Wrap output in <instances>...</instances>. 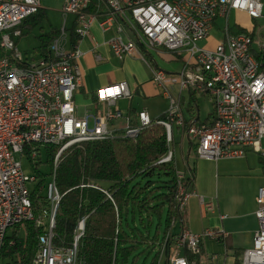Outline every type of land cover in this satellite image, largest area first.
Returning a JSON list of instances; mask_svg holds the SVG:
<instances>
[{"label":"built area","instance_id":"1","mask_svg":"<svg viewBox=\"0 0 264 264\" xmlns=\"http://www.w3.org/2000/svg\"><path fill=\"white\" fill-rule=\"evenodd\" d=\"M98 1L102 8L90 12L91 0H65L61 8L62 24L49 44L50 55L31 63L19 51L14 39L21 35V22L39 11L40 1L0 0V250L9 228L25 221L44 224L42 219L34 218L27 184L36 179L23 173L21 156H26L32 165L40 160L41 146L57 147L52 159V176L46 184L50 210L44 231L37 236L32 264H78V241L83 234L85 217L78 221L68 246L53 245L54 215L60 200L53 176L61 154L74 144L135 138L155 123L162 125L166 134L167 151L160 162L173 160L170 148L173 126L187 134L201 159H239L248 149L264 156L260 146L264 138V71L253 54L252 36L232 33L228 26L231 11L243 12L252 20L259 18L262 0ZM68 15L74 16L73 31L79 38L87 34L93 22L103 31L114 27L116 35L107 44L118 60L137 55L147 62L138 44L145 50L163 49L180 60L181 67L176 72L168 73L160 68L151 72L158 94L167 100L163 118L152 119L141 109L132 123V117L116 105L119 99L132 97L125 81L97 88L93 92V106L82 114L76 111L74 94L81 85L77 62L84 53L76 44L66 49ZM219 18L224 21L222 40L211 49L197 45L198 40L207 38ZM123 28L134 39L124 37ZM93 56L96 61L104 60L99 52ZM182 91L209 98L213 107L210 123L186 124ZM120 120L122 125H117ZM184 177V173L176 171L179 212L189 193L183 185ZM85 186L104 193L113 203L104 188L79 185ZM255 203L258 227L251 247L243 250L238 264H264L262 186L257 188ZM226 235L222 229L205 228L199 233L182 230L168 246L165 264H194L186 253L200 255L204 239L222 241ZM210 260L206 257V264Z\"/></svg>","mask_w":264,"mask_h":264},{"label":"trees","instance_id":"2","mask_svg":"<svg viewBox=\"0 0 264 264\" xmlns=\"http://www.w3.org/2000/svg\"><path fill=\"white\" fill-rule=\"evenodd\" d=\"M101 8L98 0H91L90 12ZM43 16L39 9L24 19L19 25L21 34L39 24ZM70 34L71 43H75L77 36L74 32ZM56 35L57 30H53L39 37L43 57ZM253 54L258 61H263L264 71V53ZM135 116H132V123H135ZM157 118H163V114ZM185 122L190 124L189 120ZM195 123H200L198 118ZM190 146L195 152L196 145L191 140ZM44 147L51 177L57 147ZM166 151L165 128L155 123L135 138L82 142L64 150L53 176L60 194L54 215L53 245L68 246L78 221L85 217L83 234L78 241V264H134L140 253H149L164 240L166 254L178 235L171 233V222L182 218V211L177 209L178 183L174 162H160ZM36 164L33 162L32 167L37 181L29 189V198L34 218L42 219L45 224L50 210L46 198V184L50 179L37 171ZM191 182L192 175L185 174L183 185L188 188ZM81 184L104 188L113 203L104 193L91 187H79ZM44 224L25 221L22 227L15 225L5 236L0 258L8 259L11 264H32L37 236L44 231ZM20 228L24 231L22 237L18 236ZM186 256L195 264L199 263L198 255L186 253ZM158 259L157 251L149 264H157ZM238 263L239 259L236 260Z\"/></svg>","mask_w":264,"mask_h":264},{"label":"crops","instance_id":"3","mask_svg":"<svg viewBox=\"0 0 264 264\" xmlns=\"http://www.w3.org/2000/svg\"><path fill=\"white\" fill-rule=\"evenodd\" d=\"M40 10L44 14L41 2ZM232 12L236 11H231L230 14ZM68 16L69 23L67 24V28L69 31L66 37V49L69 50L72 46H74V44H76V46H78V48L84 53L77 62L81 72V85L74 94V103L76 111L79 114L88 111L90 106H93V92L97 88L115 82L125 81L131 91V99H119L116 103L117 107L122 112L130 115L131 117L136 115L137 111L141 110L134 107L135 103H138L141 100H145L144 102H147L159 95L156 86L152 82L151 72L152 69L159 68L155 58H160L161 60L166 59V61L170 60V57L166 56V53H168L167 51L163 49L145 50L138 44L137 47L140 50V54L143 58L147 59V62H144L137 55L128 56L123 60H118L111 54L107 44V41L116 35L114 27L103 31L100 29L97 22H93L90 25L87 34L80 38L77 37L75 43H71L70 33L74 32L73 29L76 26V22L73 15ZM223 23L224 21L221 18L216 20L215 26L210 30V32L214 29L217 30L221 33V38L214 39L209 32L205 40L210 42L211 46L206 44V48L211 49L222 40L223 34L221 29L223 27ZM229 28L230 31L234 33L232 31V27L229 26ZM57 29L58 28H51L49 31L42 32L38 35L39 44L35 49H33V53L38 55L35 58L30 57V60L27 57H24L27 62L35 63L39 59L50 55L49 46L47 47V55L45 57L41 55V40L39 37ZM26 30L30 29H25V31ZM244 32L250 34L253 38V32H247L246 30H244ZM122 35L124 37L134 39V36L126 28H123ZM14 41L18 48L17 40L14 39ZM261 46L262 45L258 43L257 48L252 46L253 53H264V49H260ZM95 52L102 54L104 60L96 61L93 56ZM171 60L178 61V64L180 63L181 67V62L178 58L172 57ZM259 62L263 68V61ZM173 72L169 71L168 73ZM183 93L187 94L189 104L186 108L187 113H183L185 120H189V123H191L196 122L198 118V122L200 123H210L213 112L212 104V108L206 114L205 118L200 119L198 108L197 111H195L193 105H190L191 102L194 103V100L197 102L196 94L182 91V101L184 100ZM202 96L207 97L206 95ZM145 110L147 111V109ZM152 119H155V117ZM122 123L123 122L121 120L116 122L117 125H122ZM176 129L180 131V163L178 164L176 161L174 162L175 152L171 149L173 151V162L176 171L184 174L190 173L192 175V182L187 188L189 193L182 210L187 226H184L183 219H181L182 221L179 220L180 223L178 220L176 222L172 221L171 233L176 235L182 230H186L191 233H199L205 228L222 229L227 234L224 240L217 241L209 238L204 239L201 244V253L198 255V264H200V262L203 263V260L205 261L206 257L210 259H213V257L216 259L225 257L229 258L233 264H236V260H240L243 250L251 247L253 233L258 227V221L255 215V195L258 187H264V156L254 149H248L245 152L244 157L239 159L213 161L201 159L195 156V158L190 159L192 162H189V154L192 149L190 146V139L185 132L178 128ZM184 134L187 138V150L185 155L182 149L184 144ZM263 140L264 138L261 140L260 146L264 152ZM207 205H210V208H208ZM165 242L166 241L164 240L160 246H156L154 250L149 253L147 252V255L151 252H153L154 255L155 252L158 251V262L160 264H165L167 261V252L165 254ZM136 260L134 264H136ZM141 264H145V262L143 261Z\"/></svg>","mask_w":264,"mask_h":264},{"label":"rangeland","instance_id":"4","mask_svg":"<svg viewBox=\"0 0 264 264\" xmlns=\"http://www.w3.org/2000/svg\"><path fill=\"white\" fill-rule=\"evenodd\" d=\"M40 2H41V7L44 9V16L41 22L30 30H26V31L24 30V33L22 35L15 37L18 43L19 51L22 53L24 57H27L29 60H30V57L35 58L38 55V54L33 53V49H35L39 44L38 35L42 32L49 31L51 28H59L62 24L61 7H62L64 0H40ZM262 4H263L262 15L255 20H252L245 13H241V12H232L229 16V26L232 27V31L234 33H241L240 29L246 30L247 32H253L254 40H253L252 46L254 48H257V43L264 46V0H262ZM68 23H69V16H67L66 25ZM10 31L11 30L9 29L8 32ZM210 35H212L214 39L221 38V33L215 29L210 32ZM206 44L208 46H211L210 42H207V40L205 39L197 41V45L199 46L204 47L205 45L206 47L207 46ZM166 56L170 57V60L166 61V59L161 60L160 58H155L159 68H161L162 70L166 72L178 71L180 68V63L178 64V61L171 60V58L174 57L173 54L166 53ZM183 97H184V100L182 101V110H183V113L186 114L187 113L186 108L189 105L188 96L186 93H183ZM196 100H197L196 104L191 102L190 105H193V108L195 111H197V108H198L199 117L200 119H203L205 118L206 114L212 108L211 103H209V100L207 97H204L199 94H196ZM144 101L145 100H141L138 103H135L134 107H136L137 109H142V108L147 109L149 115L152 118L154 117L156 118L166 111L167 101L160 94L156 96L155 98L150 99L147 102H144ZM179 133L180 131L177 130L175 126H173L172 128L173 140L170 144V148L175 152L174 162L176 161L178 164L180 163ZM183 142L184 144H183L182 149L185 155L186 150H187V147H186L187 138L185 134H184ZM195 156H197L196 152H194V150L191 149L190 154H189V162L190 161L192 162V160L190 159L195 158ZM46 158L47 157L45 153V147L41 146V156H40V160L37 161L36 169L37 171L45 175L47 180H49L51 178L49 175L50 166L46 162ZM20 160H21V166H22L23 173L28 177L34 176L35 170L33 169L28 158L26 156H21ZM27 185H28V188L31 189L32 183L29 182ZM182 217L183 218L181 219H183L184 226L186 227L187 223L185 221L184 215ZM22 226H23V223L20 224V227ZM12 229L13 227L9 228L7 230V234H10ZM23 233H24L23 229L20 228L18 230V236L22 237ZM152 255H153V252L147 255V251H143L142 253L139 254V257L136 260V264H141L143 261L145 262V264H148ZM0 264H11V263L8 261V259L0 258ZM200 264H206V262L203 260V263L200 262ZM210 264H233V262L230 261L229 258L221 257L219 259H216L213 257V259L210 260Z\"/></svg>","mask_w":264,"mask_h":264}]
</instances>
